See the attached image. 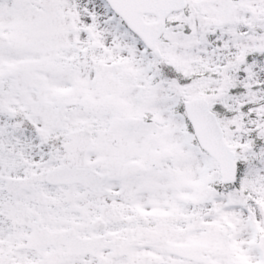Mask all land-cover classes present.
I'll use <instances>...</instances> for the list:
<instances>
[{
	"label": "snow or ice",
	"instance_id": "obj_1",
	"mask_svg": "<svg viewBox=\"0 0 264 264\" xmlns=\"http://www.w3.org/2000/svg\"><path fill=\"white\" fill-rule=\"evenodd\" d=\"M0 264H264V0H0Z\"/></svg>",
	"mask_w": 264,
	"mask_h": 264
}]
</instances>
